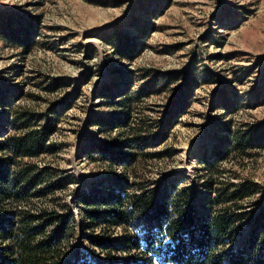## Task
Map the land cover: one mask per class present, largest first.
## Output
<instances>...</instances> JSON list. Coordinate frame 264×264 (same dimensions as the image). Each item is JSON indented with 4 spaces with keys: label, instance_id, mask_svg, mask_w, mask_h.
I'll use <instances>...</instances> for the list:
<instances>
[{
    "label": "rangeland",
    "instance_id": "rangeland-1",
    "mask_svg": "<svg viewBox=\"0 0 264 264\" xmlns=\"http://www.w3.org/2000/svg\"><path fill=\"white\" fill-rule=\"evenodd\" d=\"M0 22L17 35L31 32L25 44L0 40V133L20 125L22 114L40 122L57 117V153L38 163L76 180L58 194L60 212L74 214L75 221L64 264H109L108 257L121 261L138 254L125 249L122 227L84 230L88 207L82 197L101 209L98 203L117 192L150 189L156 200H179L185 190L196 211L211 219L219 207L200 169L217 149L226 151L222 182L260 186L244 202L245 211L264 206V145L238 144L264 125V0H0ZM116 32L140 49L135 60L122 59L106 41ZM126 93L132 123L156 133L172 126L161 141L144 138V150L130 146L137 156L129 168L112 164L119 150L111 146L119 139L103 126ZM32 202L38 209L52 204L48 196ZM149 224L140 216L127 229ZM240 228L234 246L250 225L244 221ZM90 237L109 239L111 249Z\"/></svg>",
    "mask_w": 264,
    "mask_h": 264
},
{
    "label": "trees",
    "instance_id": "trees-1",
    "mask_svg": "<svg viewBox=\"0 0 264 264\" xmlns=\"http://www.w3.org/2000/svg\"><path fill=\"white\" fill-rule=\"evenodd\" d=\"M27 33L17 35L7 24L0 25V40L16 45L29 41L31 32ZM106 41L122 59L135 60L141 53L131 39L119 32ZM113 105L118 109L116 115L103 125L108 133L117 131L119 139L111 146L118 148L119 157L111 161L129 168L137 156L132 154L130 146L144 150L148 145L144 138L154 135L161 141L172 126L171 123L164 125L156 133L150 125L132 123L133 103L129 93ZM19 117L20 125L14 124L0 133V264H64L68 237L75 221L74 214L60 212L58 194L76 180L49 164L40 166L38 163L47 154L57 153L53 139L59 131L58 118L48 115L40 122L32 113ZM263 126L256 136H242L239 146L262 147ZM123 149L130 150V154L125 155ZM225 157L226 151L214 150L213 158L203 159L200 169L204 187L209 196L214 197L212 204L219 207L211 219L205 220L196 211L193 202L185 196V190L179 191V200L176 196L156 200L152 190L143 189L140 194L117 192L113 198L103 199L98 203L103 210L92 199L82 197L80 201L88 207L84 230L102 226L125 229L122 238L125 249L129 255L138 254L121 261L108 257L109 264H264V206L248 212L244 209V202L259 194L260 186L248 180L227 185L222 182L219 165ZM175 186V183L168 184L171 193L177 194ZM46 196L51 197V206L36 208L32 201ZM140 216L147 217L150 224L129 231L127 227ZM244 221L250 228L234 246ZM104 240L90 237L97 247L111 249L109 239ZM79 264L92 263L85 259Z\"/></svg>",
    "mask_w": 264,
    "mask_h": 264
}]
</instances>
